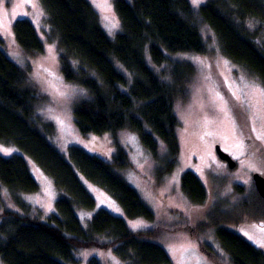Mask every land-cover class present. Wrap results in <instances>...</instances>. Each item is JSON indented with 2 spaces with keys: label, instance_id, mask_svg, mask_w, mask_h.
<instances>
[{
  "label": "trees",
  "instance_id": "obj_1",
  "mask_svg": "<svg viewBox=\"0 0 264 264\" xmlns=\"http://www.w3.org/2000/svg\"><path fill=\"white\" fill-rule=\"evenodd\" d=\"M38 1L50 28L48 40L56 41L64 79L86 92L73 107L80 134L115 138L119 131L128 130L154 159L159 140L166 155L156 170L158 179L177 165L179 122L174 107L179 99H186L195 72L183 54L207 56L210 45L203 38V26L215 35L224 57L264 86V0H208L197 11L190 0H114L120 22L114 39L107 36L87 0ZM13 35L24 53L43 51L29 20H16ZM41 100L29 70L0 50V142L13 144L31 158L57 191L55 212L43 220L39 210L34 213L21 199V194L38 190L26 160L18 154L0 155V210L1 187L19 210L2 212L0 260L5 264H79L83 249L98 247L112 248L125 264H171L166 251L150 240L152 231L133 232L122 218L104 209L96 211L83 228L75 210H93L95 200L77 173L110 194L128 219L151 221L154 216L114 171L130 166L126 151L116 142L109 155H92L70 146L66 160L48 141L54 126L35 115ZM181 189L194 209L205 204L206 189L194 173L182 175ZM243 206L250 215L253 208L246 202ZM218 211H213L214 220L209 218L210 226L231 263L264 264L261 249L224 227L228 224H218ZM189 233L196 237L192 227ZM201 247L215 259L207 245ZM89 263L98 264L95 258Z\"/></svg>",
  "mask_w": 264,
  "mask_h": 264
},
{
  "label": "rangeland",
  "instance_id": "obj_2",
  "mask_svg": "<svg viewBox=\"0 0 264 264\" xmlns=\"http://www.w3.org/2000/svg\"><path fill=\"white\" fill-rule=\"evenodd\" d=\"M87 1L98 13L99 23L107 36L114 39L120 32V22L113 9L114 0ZM207 1L190 0L196 11ZM18 19H26L33 24L43 42L42 52L26 54L18 46L13 35V24ZM201 30L210 51L204 57L183 54L195 72L188 84L186 99H179L174 107L179 122L176 136L180 153L174 170L158 179L156 170L166 155L159 140L158 157L154 159L138 136L128 130L119 131L115 138L110 134H80L74 123L73 107L86 96V92L64 79L57 44L48 40L50 28L39 1L0 0V50L15 64L29 70L32 85L42 97L35 106V115L54 126V135L48 136L50 144L66 160H69L70 146L92 155H109L115 151V142L119 144L126 151L130 166L114 171L135 189L154 216L151 221L128 219L110 194L77 173L95 200L93 210H75L83 228L87 227L96 211L104 209L122 218L133 232L152 231L150 240L166 251L171 264H232L210 226L211 219L215 218L211 217L214 210L220 211L219 218H216L218 224H228L224 227L264 252V201L256 192L252 179L254 170L264 176V86L245 68L223 56L215 35L206 26ZM214 145L232 155L237 161L236 169L229 171L216 159ZM15 154L24 157L38 184L37 192L21 194V199L31 206L34 213L39 210L45 220L55 212L57 191L53 181L13 144L0 142L1 156ZM186 172L194 173L206 189L207 200L200 209H194L182 192L181 177ZM1 199L0 220L4 210L19 211L4 187H1ZM257 200L262 201L259 207L262 215L250 213V216L243 203L256 209ZM192 211L197 217L194 220ZM201 225L205 226L204 230ZM190 227L196 237L189 233ZM202 244L209 247L215 259L201 247ZM80 257L79 264H90L93 258L98 264H125L112 248H85ZM0 264L5 263L0 260Z\"/></svg>",
  "mask_w": 264,
  "mask_h": 264
},
{
  "label": "water",
  "instance_id": "obj_3",
  "mask_svg": "<svg viewBox=\"0 0 264 264\" xmlns=\"http://www.w3.org/2000/svg\"><path fill=\"white\" fill-rule=\"evenodd\" d=\"M217 155L224 161H227L230 168H233L235 166V162L232 160V158L225 152H223L220 147H216ZM253 181L256 188V191L260 195V197L264 200V176L255 173L253 175Z\"/></svg>",
  "mask_w": 264,
  "mask_h": 264
},
{
  "label": "flooded vegetation",
  "instance_id": "obj_4",
  "mask_svg": "<svg viewBox=\"0 0 264 264\" xmlns=\"http://www.w3.org/2000/svg\"><path fill=\"white\" fill-rule=\"evenodd\" d=\"M215 146V145H214ZM216 147V146H215ZM214 147V152L216 151L215 148ZM222 148V147H221ZM227 153V152H226ZM232 159H233V161L235 162V166H234V168H230L229 167V164H228V162L227 161H224V160H222L218 155H217V152H215V157H216V159L222 164V165H224V166H226L227 168H228V170L229 171H233L234 169H236V167H237V161H235V159L232 157V155L230 154L229 155ZM225 167V168H226ZM255 174V170L252 172V179H253V175ZM255 186V185H254ZM256 189V188H255ZM257 192V191H256ZM258 193V192H257ZM259 195V194H258ZM259 197H260V195H259ZM260 199H262L261 197H260ZM263 200V199H262ZM264 201V200H263ZM260 202H262V201H259V200H257V203H258V206H257V208L256 209H254L253 208V210L252 211H250L252 214L251 215H253L254 213H256V216H260V214L262 215V212L261 213H259V207H261V203ZM250 215V216H251ZM254 244V243H253ZM255 245V244H254ZM256 246V245H255Z\"/></svg>",
  "mask_w": 264,
  "mask_h": 264
}]
</instances>
